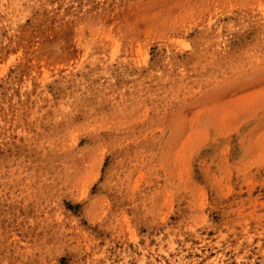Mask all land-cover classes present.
<instances>
[{
	"label": "rangeland",
	"instance_id": "rangeland-1",
	"mask_svg": "<svg viewBox=\"0 0 264 264\" xmlns=\"http://www.w3.org/2000/svg\"><path fill=\"white\" fill-rule=\"evenodd\" d=\"M0 264H264V0H0Z\"/></svg>",
	"mask_w": 264,
	"mask_h": 264
}]
</instances>
